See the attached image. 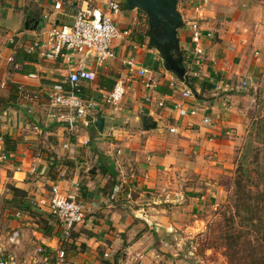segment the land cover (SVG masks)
I'll return each mask as SVG.
<instances>
[{
    "label": "crops",
    "instance_id": "1",
    "mask_svg": "<svg viewBox=\"0 0 264 264\" xmlns=\"http://www.w3.org/2000/svg\"><path fill=\"white\" fill-rule=\"evenodd\" d=\"M57 1L62 4L59 12L54 10ZM111 1L0 0V80L10 78L17 85H29L32 89L48 84V90L43 92L47 95L55 82L63 80L65 66L61 60L47 61L27 55L28 43L55 21L71 24L79 8L104 9ZM121 3L116 24L129 35L113 43L116 58L102 66L78 58L96 73L94 82L80 85L82 95L98 105L90 110L89 127L78 124L69 130L65 125L53 123L47 109L45 127L36 124L35 134H29L27 128L32 120L25 123L7 110L0 116L4 121L7 114L8 121L13 117L18 127L5 135L12 141L13 151L1 145L8 159L0 165V180L9 185L10 200L14 195L10 187L26 194L23 198L26 210L11 217L13 232L5 237L0 235V256H15L20 264H181L177 247L200 222L188 213L200 212L215 197L213 190L218 176L227 174L231 168L229 158L233 156L236 139L244 131V106L257 75L264 70L263 13L256 10L241 13L232 8L226 15L219 7L209 10L204 0L195 5L199 12L195 6L190 12L185 9V14L180 11L184 22L197 19L202 28L212 33L211 38L201 41L203 60L199 67L192 66L187 59L194 48L187 26L178 33L184 43L187 77L214 85L201 91L197 83L194 93L185 80L165 69L161 56L148 40L135 41L137 36H131L126 27L130 10L122 9ZM122 13L125 19L118 22ZM30 19L39 22L35 30L24 28ZM13 36L14 42L9 43ZM251 45L253 53L249 51ZM18 50L33 60L14 64L15 71H9V77L4 71L13 63ZM126 58H134L149 69L150 87L145 86L146 78L128 75L121 64ZM152 63L160 64L157 70L152 69ZM22 67L27 73L16 71ZM173 80L175 83L171 85ZM116 83L125 86L124 101L108 107L101 96ZM184 89L192 91L196 100H183ZM177 104L184 109L196 108L198 116L179 117ZM203 115L211 118V125L202 124ZM97 118L104 120L102 132L94 126ZM147 118L156 124L155 128H148ZM41 133L52 137L50 142H42L50 148L46 153L33 148L38 146L36 139ZM60 144L65 154L55 151ZM65 144L70 147L64 149ZM54 155L73 162L74 166L59 165L57 179L51 180L49 169ZM101 167L108 171L101 173ZM112 172L115 187L111 190ZM53 185L62 195H73L86 213L84 222L75 226L68 238L63 237L55 218L27 200L32 196L34 201L48 196ZM190 200H193L191 208ZM35 208L40 214L36 219L28 215L30 211L36 212ZM14 232L19 233L17 243L11 241ZM39 247L43 248L41 254L36 252ZM58 250L64 253L62 259L57 257Z\"/></svg>",
    "mask_w": 264,
    "mask_h": 264
},
{
    "label": "built area",
    "instance_id": "2",
    "mask_svg": "<svg viewBox=\"0 0 264 264\" xmlns=\"http://www.w3.org/2000/svg\"><path fill=\"white\" fill-rule=\"evenodd\" d=\"M122 1L124 0H112L104 9L91 6L79 8L71 24H61L55 21L51 23L48 30L40 32L26 46L25 52L29 56L63 62L66 75L63 80L52 85L46 96L50 119L54 122H61V125H65L69 130L78 124L83 128L89 127L92 123L89 119L90 110L98 106L93 100L86 99L82 95L80 86L82 83L94 82L96 73L85 61L82 62L78 58L90 59L96 65L102 66L107 61L116 58L113 43L129 35L127 30H121L116 24ZM61 9V2H55L54 10L59 12ZM195 11L199 12L200 8L195 6ZM184 25L187 26L190 40L194 44L192 55L187 59L190 60L192 66L199 67L203 60L201 41L205 37L211 38L212 33L202 28V24L197 19L184 22ZM13 42L14 36L9 39V43ZM8 62H11V59ZM121 64L129 76L146 78L145 86L150 87V71L147 67L142 66L134 58L123 59ZM174 83L173 80L171 85ZM22 88L21 85L20 89ZM124 94V84L116 83L111 91L102 94L101 101L108 107H115L121 103ZM181 97L190 102L196 100L195 94L189 89H184ZM161 106L162 104H159V107ZM175 108L181 118L198 116V110L194 107L184 109L181 104H177ZM201 122L203 125L212 124L211 118L207 115L202 116ZM170 132L174 130L170 129ZM2 144L3 140L0 137V165L8 159L6 153L2 152ZM69 147L68 144L63 145L64 149ZM34 203L38 209H43L45 213L59 222L65 238H68L71 230L81 225L86 218L84 208L74 196L62 195L56 185L51 186L48 196L40 197ZM18 236L19 233L14 232L11 241L17 243ZM36 252L41 254L43 248L39 247ZM57 257L59 259L64 257L62 250L57 251ZM0 264L20 263L15 256H0Z\"/></svg>",
    "mask_w": 264,
    "mask_h": 264
},
{
    "label": "rangeland",
    "instance_id": "3",
    "mask_svg": "<svg viewBox=\"0 0 264 264\" xmlns=\"http://www.w3.org/2000/svg\"><path fill=\"white\" fill-rule=\"evenodd\" d=\"M192 1H194V3H192ZM198 1L180 0L178 3V11H184L183 13L185 14L187 13L185 12L186 9L190 12L192 11L193 7L201 0L199 2ZM204 1L207 2V7L209 10L217 9L219 7L223 9L222 11L226 15L230 14L227 12L228 10H232V8H234L241 13L249 10L254 12V10H256L257 12H262L264 16V0ZM226 5L231 7L226 8ZM191 6V10H189ZM121 12L123 11L121 10ZM128 12L131 14V16L128 17L126 27L131 31V36L135 35L138 37L140 34L146 31V29H148L146 16L142 12L140 13L138 10H130ZM124 17L125 16L122 13L119 16L118 22H120V20H124ZM184 28L185 25L181 29L184 30ZM249 51L253 53L252 45L250 46ZM157 64L154 63L152 65V69L157 70L158 66H160V64ZM115 68L116 67L112 69L115 71ZM9 71L15 70L11 68L10 65H7V69L4 71V73L7 72L10 77ZM2 80H0V85L2 82H4V84L3 86H0V95L5 96L10 89L16 87V83L18 82L12 81L10 78ZM39 80L50 84V82L45 80V78H40ZM263 82L264 70L261 74L257 75L256 82L254 83L251 91H253V93L256 92L263 85ZM47 85L48 84H44L37 89H32L29 85H26L27 87L24 85V88L21 91L16 89V101L13 106L6 111L7 113L11 111V116L14 115L16 118L22 119L25 123L29 122L28 120H32L31 123L29 122L30 127L27 128V132L29 134H35L36 130H34L33 127L36 126V124L45 127L44 117L48 108L47 96L43 92L48 90L49 87L46 88ZM39 94H41V97ZM255 94L256 93L250 96L248 104L244 106V131L243 134L238 139H236V146L234 147L233 156L229 158L228 164L231 165V168L227 169V174L223 172V174L219 175L216 180L218 183L216 188L213 190L215 197L210 199L209 202H206L202 206V210L200 212L192 211L191 213H188L189 215H194L195 218L200 222L197 228L191 234H189L184 241L180 242L179 247H177L178 259L180 260L181 264H237L236 259L239 260L242 257L244 258L246 255L254 254L253 252L255 250H252L247 245V240L252 238V236L250 234H246V231L244 233H237L239 230V228L236 227L238 225L237 221L234 223V226L237 228V232L232 233L231 217L234 212L232 211L231 195L233 194L234 190V178L236 176V170L238 165H241L238 164V162L242 155L246 154L247 169L251 171V176L254 179V182L259 186L260 191L262 192V196L259 198L262 199V201L264 200V118L259 124H256L257 129L254 134L257 139H253L252 147L246 149L249 132L251 129L253 130V126L257 122L259 116L264 114L262 111L263 107H260V105L257 103ZM123 101L124 100H122V103ZM8 118V114L6 121H4V117H0V137L5 135L8 136L6 132L13 133V131L18 128L16 123L13 121V117L11 118V121H8L10 119ZM6 129H11L12 132ZM49 138L52 137H49L46 133H41L36 139L39 142L38 146H34L33 148L46 153L47 149L50 150V148H48L46 144H43L42 142H50L51 140ZM55 151L65 154L61 148V144L56 145ZM199 186H201L200 182ZM218 186L220 188H217ZM0 187V235L5 237L13 232V230L11 231L10 227L12 215L16 212L23 213V210L14 204V202H11L9 197L10 192L8 189L9 185L2 183L0 180ZM27 200L32 202V206L35 204L34 196L29 197ZM191 202H193V200H190V203H188L190 208L192 206ZM35 210L36 212L30 211L28 214L34 219L40 217V214L37 213L38 209L35 208ZM238 235L240 236L238 239L239 241L237 240ZM231 237L233 239H231ZM229 245H233V248L231 246V250L233 252L228 250Z\"/></svg>",
    "mask_w": 264,
    "mask_h": 264
},
{
    "label": "trees",
    "instance_id": "4",
    "mask_svg": "<svg viewBox=\"0 0 264 264\" xmlns=\"http://www.w3.org/2000/svg\"><path fill=\"white\" fill-rule=\"evenodd\" d=\"M121 8L124 10H127V5L124 1L121 3ZM140 12V11H139ZM141 13V12H140ZM36 20H39V18H35ZM135 37V35H134ZM144 40H148V44L151 47H154L151 42V34H149L148 29L144 31L142 34H140L138 37L135 38V41L139 43H143ZM32 57H29L25 55L21 50H18L15 54V57L13 59V63L10 65L11 68H13V65L16 63H22V62H32ZM22 67L16 70L20 73H27ZM188 79L185 80V83L188 85L190 89L195 92L194 85L198 83L201 91L209 90L214 88V85L210 82L206 81H198V79L194 76L187 77ZM101 83V82H100ZM102 85V83H101ZM100 85V86H101ZM21 85H17L13 89H10L7 95L1 96L0 95V116L2 113L6 110H8L10 107L13 106V104L16 101V93L17 90L21 91L20 89ZM17 89V90H16ZM255 98L257 100V103L260 105V107H263V113H264V82L263 85L256 91ZM253 91H250V95L254 94ZM199 96V95H198ZM262 113V114H263ZM264 118V114L262 116H259L257 122L253 126V130L249 132L248 140L246 149H249L252 147V140L257 139L254 132L257 129V125L259 124ZM57 123L58 125L62 124L61 122H53ZM4 148L7 151H13V148L11 146L12 141L7 136H2ZM49 156L51 154H48ZM247 155L244 154L240 158L238 164V168L236 170V176L234 178V190L233 194L231 195V202H232V211L234 212L231 217V230L232 233L237 232V228H239L237 233H244L246 231V234H250L252 238L247 240V245L252 250H255L252 255H246L244 258H240L239 260L236 259L237 264H264V200L260 199L259 197L262 196V192L260 191L259 186L254 182V179L251 176V171L247 169ZM59 165L67 166V167H73V162H68L66 160H60L57 159V156H53V160L49 169V178L51 180H56L58 177V169L57 167ZM244 165V167H243ZM240 168V169H239ZM101 173H106L108 171L107 168L101 167L100 168ZM111 177L113 178L110 183V186H112L111 190L115 187L114 185V178L115 174L109 173ZM244 182V183H243ZM10 189L13 191L14 195L11 199V202H14L21 210H26V207L24 206L23 198L25 197V193L17 188L10 187ZM235 221H237V228L234 226ZM240 238L238 235L237 240ZM231 239H233L231 237ZM239 241V240H238ZM231 246L233 248V245H229L228 250L230 252H233L231 249ZM115 264V263H114Z\"/></svg>",
    "mask_w": 264,
    "mask_h": 264
},
{
    "label": "water",
    "instance_id": "5",
    "mask_svg": "<svg viewBox=\"0 0 264 264\" xmlns=\"http://www.w3.org/2000/svg\"><path fill=\"white\" fill-rule=\"evenodd\" d=\"M180 0H124L128 10H138L147 19L148 32L151 42L161 56L166 70L172 72L178 79L186 80V69L183 64L184 43L178 38V31L184 27V21L178 11ZM38 21L27 20L26 30H35ZM149 122V119H145ZM148 128H155L154 122H149ZM103 118H97L95 128L102 132Z\"/></svg>",
    "mask_w": 264,
    "mask_h": 264
}]
</instances>
